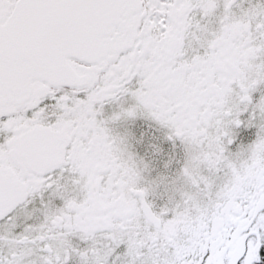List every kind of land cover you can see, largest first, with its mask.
<instances>
[{
	"label": "flooded vegetation",
	"instance_id": "flooded-vegetation-1",
	"mask_svg": "<svg viewBox=\"0 0 264 264\" xmlns=\"http://www.w3.org/2000/svg\"><path fill=\"white\" fill-rule=\"evenodd\" d=\"M86 1L0 0V25L12 18L55 51L28 94L0 104V169L21 184L6 191L24 195L0 213V264H242L247 243L194 212L196 192L178 184L184 200L160 201L137 149H200L207 176L185 178L211 196L198 178L219 173L210 163L228 164L227 184L228 159L264 143V0ZM253 104L259 123L255 110L245 118ZM37 130L39 149L27 140ZM249 132L252 148L237 150ZM253 161L260 170L242 177L262 180Z\"/></svg>",
	"mask_w": 264,
	"mask_h": 264
},
{
	"label": "rangeland",
	"instance_id": "rangeland-1",
	"mask_svg": "<svg viewBox=\"0 0 264 264\" xmlns=\"http://www.w3.org/2000/svg\"><path fill=\"white\" fill-rule=\"evenodd\" d=\"M244 106V105H242ZM231 105L224 102L223 109L229 108ZM235 107L237 110L240 109V105L236 104ZM246 107V106H244ZM243 108V107H241ZM255 110L254 115L259 123L260 114L255 109V105H251L248 110V115L245 117H249L248 123H250L251 119V112ZM259 127V124H256ZM264 131V128H262ZM247 132V131H246ZM256 133H258L256 131ZM240 135V134H239ZM247 137V139L243 140V138ZM251 132L244 133V135L239 136V140L236 144V149L240 147L243 151L251 149V144L247 143L248 139H250ZM251 141V140H250ZM227 143V142H226ZM261 149L264 150V143H260L259 146ZM257 147V148H258ZM255 149V152L249 158H246L241 164V160L244 156L235 157L229 163H231L237 170V174H234V171H228L227 175H233V178L229 177V182L226 184L227 181L225 177V166H228L227 163L217 165L216 162H211L210 164H214L212 167L216 169H220L219 173L215 176H212L211 181L208 179L199 180L203 181L201 186L207 187L210 191L208 194L198 192V188L200 184L196 185L193 183L192 180L186 179L187 173H189L190 178H196V174L194 171H200L199 174L203 173L204 176H207L205 172H203V168L207 166L206 163H198L194 162V159H200L203 153L200 149H192L194 154L187 151V147L182 144H168V146L160 147V154L159 157L156 158L155 156H151L152 149L144 143L139 149V153H141L142 158V167L145 168L147 172H153L154 168L156 167V171L158 172V180L159 184V198L160 201L166 199L171 193H174L175 198H179L184 200V196H180L179 192L185 188L186 192H191L193 196V192L197 193L196 200L199 202L194 207H196L197 213L203 217L202 213L205 211L206 215H209L211 212L216 215L215 221L216 224H220L224 222L225 232H222V239H238V242H246L247 248L244 252V256L241 258V254H238L239 260H241L242 264H257L261 257V250L264 246V207L260 208L256 205V202L259 200V196L261 193L264 192V186L262 182H264V176H262V180H258L256 177H249L245 178L242 177L243 173L249 172L254 173L260 170L261 166L255 163L253 160L260 162V164L264 163V157L262 153L258 154L260 151ZM258 153H257V152ZM236 151H234V154ZM241 153V152H240ZM236 155V154H235ZM155 157V158H154ZM225 165V166H223ZM225 172V173H224ZM262 174V173H261ZM148 181H154L148 180ZM177 183V185H175ZM207 183V184H206ZM178 184L180 187V191H178ZM206 184V185H205ZM227 186H226V185ZM218 187L216 192L214 190ZM221 188H224L221 190ZM237 189V191H236ZM215 198L218 202L229 200V202H221L219 203L217 208V212H213L212 210L209 211V208L205 204L211 202L212 198ZM232 198L233 202H232ZM169 200V199H168ZM167 200V201H168ZM255 201V202H253ZM232 202V207L230 208V212L221 213L225 208V205L228 206L229 203ZM162 204V202H160ZM218 204V203H217ZM217 207V206H216ZM225 214V217H224ZM237 256V257H238Z\"/></svg>",
	"mask_w": 264,
	"mask_h": 264
},
{
	"label": "water",
	"instance_id": "water-1",
	"mask_svg": "<svg viewBox=\"0 0 264 264\" xmlns=\"http://www.w3.org/2000/svg\"><path fill=\"white\" fill-rule=\"evenodd\" d=\"M12 24L13 21L9 20L0 26V104L16 101L28 94L30 79L47 74L49 67L45 65L48 61L46 59L55 55L54 49L49 46L42 49L37 35L30 34L24 26ZM44 137L43 132L37 130L27 140L30 147L39 149L46 145ZM2 180L8 184L2 185L4 190H0V213L12 209L24 198L23 194L6 191L11 187H21L16 175L0 169V181Z\"/></svg>",
	"mask_w": 264,
	"mask_h": 264
},
{
	"label": "trees",
	"instance_id": "trees-1",
	"mask_svg": "<svg viewBox=\"0 0 264 264\" xmlns=\"http://www.w3.org/2000/svg\"><path fill=\"white\" fill-rule=\"evenodd\" d=\"M257 264H264V246L261 250V257L260 260L257 262Z\"/></svg>",
	"mask_w": 264,
	"mask_h": 264
}]
</instances>
